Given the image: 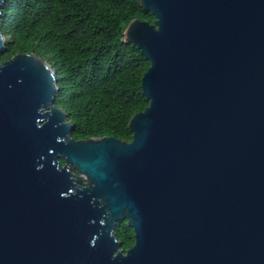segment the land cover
<instances>
[{"label": "water", "instance_id": "95a60500", "mask_svg": "<svg viewBox=\"0 0 264 264\" xmlns=\"http://www.w3.org/2000/svg\"><path fill=\"white\" fill-rule=\"evenodd\" d=\"M139 3L129 141L73 139L56 70L0 62V264H264V0Z\"/></svg>", "mask_w": 264, "mask_h": 264}, {"label": "trees", "instance_id": "16d2710c", "mask_svg": "<svg viewBox=\"0 0 264 264\" xmlns=\"http://www.w3.org/2000/svg\"><path fill=\"white\" fill-rule=\"evenodd\" d=\"M153 22L139 0H4L0 62L34 52L57 74L55 104L74 124L73 139L114 136L129 141L130 117L146 104L140 83L149 61L123 40L130 20ZM115 236L126 249L133 230L118 221Z\"/></svg>", "mask_w": 264, "mask_h": 264}, {"label": "flooded vegetation", "instance_id": "af4514ba", "mask_svg": "<svg viewBox=\"0 0 264 264\" xmlns=\"http://www.w3.org/2000/svg\"><path fill=\"white\" fill-rule=\"evenodd\" d=\"M120 241V240H119Z\"/></svg>", "mask_w": 264, "mask_h": 264}]
</instances>
